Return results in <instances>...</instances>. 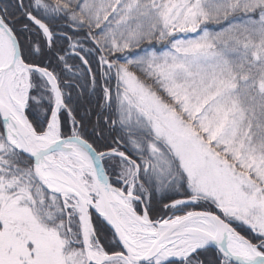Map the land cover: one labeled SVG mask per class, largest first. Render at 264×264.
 <instances>
[{
  "label": "snow or ice",
  "instance_id": "snow-or-ice-1",
  "mask_svg": "<svg viewBox=\"0 0 264 264\" xmlns=\"http://www.w3.org/2000/svg\"><path fill=\"white\" fill-rule=\"evenodd\" d=\"M0 264H264V0H0Z\"/></svg>",
  "mask_w": 264,
  "mask_h": 264
}]
</instances>
